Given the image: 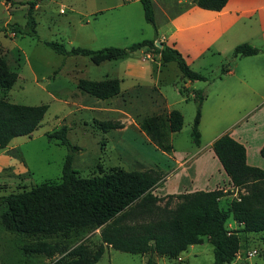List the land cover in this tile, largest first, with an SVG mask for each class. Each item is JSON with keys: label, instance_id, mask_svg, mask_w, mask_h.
<instances>
[{"label": "rangeland", "instance_id": "obj_1", "mask_svg": "<svg viewBox=\"0 0 264 264\" xmlns=\"http://www.w3.org/2000/svg\"><path fill=\"white\" fill-rule=\"evenodd\" d=\"M29 1L37 3L33 12L36 36H13L8 26L24 24ZM155 17L157 27L155 25L154 29L144 21L138 0H0V57L8 69L17 75L9 90H0V98L13 104L47 106L35 131L28 137L12 139L4 149L13 164L0 173V197L41 183L59 181L67 151L56 140H48L47 134L63 125L67 129L69 143L78 148L71 164L80 177H90L110 168L125 171L157 168L162 174V181L152 189V193L163 196L161 188L172 183V177L178 172L172 169L171 151L162 153L155 148L139 131L137 123L151 115H164L167 107L179 110L182 113V127L180 131L169 134V143L174 150L194 148L190 129L196 105L193 97L187 102H180L181 96L177 90L181 89L184 94L188 89L181 85L182 78L175 63L162 64L159 59L155 60L158 55L152 52H149V58L141 51L130 54L125 57L126 60L146 61L143 64L146 67L149 63L153 65V72H149L150 76L144 82L130 83L122 75L123 66L127 63L125 60L94 65L87 57H64L44 45V42H54L66 50L80 47L92 51L105 47L124 48L132 43L153 39L155 35L165 36L166 27L158 11ZM231 51L221 55L210 52L198 62L203 69L197 66L193 68L195 71L201 70L200 74L207 81H216L224 77L225 69L230 68ZM105 78L123 79L119 94L105 101L79 92L74 83L79 79L100 81ZM218 83L214 82L206 102L202 104L205 116L200 133L202 146L209 140L211 133L205 130L212 125L217 111H239V105H218L222 102L214 97L213 89ZM201 87H204L203 84L197 83L194 89ZM102 122L117 123L121 128L103 132L99 126ZM194 189L188 187L182 193ZM235 197V192L227 189L219 199V206L227 207ZM3 209L4 206L0 204V214ZM237 229L226 226L236 240L231 264H264V234H243L235 232ZM36 239L9 232L0 223V264H50L51 261L43 256H26L21 252L23 244ZM44 240L63 243L68 247L82 243L94 248L100 243L98 230H81L72 232L66 238ZM191 249L193 252L190 254L188 250L182 253V262L165 258L150 261L152 264L212 262V248L205 238L200 245H194ZM252 250L255 255L249 257L248 253ZM145 258L147 255L105 248L95 264H145Z\"/></svg>", "mask_w": 264, "mask_h": 264}, {"label": "trees", "instance_id": "obj_2", "mask_svg": "<svg viewBox=\"0 0 264 264\" xmlns=\"http://www.w3.org/2000/svg\"><path fill=\"white\" fill-rule=\"evenodd\" d=\"M200 9L218 12L228 0H192ZM144 21L155 29L150 0H138ZM23 25L10 24L13 36L34 37L35 1H29ZM158 43L160 47H157ZM56 54L84 56L94 65L124 58L140 50L157 54L162 64L175 63L181 78L190 83L205 82L207 78L191 70L182 56L172 47L164 45L157 37L132 43L124 48L105 47L96 51L86 48L66 50L54 42H44ZM264 53V45L256 48L246 43L233 47L232 58L254 56ZM227 72L225 69L224 73ZM17 79L0 57V90H9ZM79 92L96 100H108L120 92L117 79L100 81L79 79ZM184 95L181 89L177 90ZM195 113L190 129L191 143L199 146L198 123L200 106L204 96L193 91ZM46 105L25 106L13 104L0 98V150L17 137H28L39 126ZM103 132L121 128L117 123H100ZM137 127L148 141L161 152L169 153V134L182 127V117L177 110L164 115H151L138 121ZM66 127L47 134L48 140H56L65 147L60 179L56 183H41L0 197L4 206L0 223L9 232L35 241L21 246L26 255L43 256L50 264H95L105 248L115 251L177 259L178 255L192 245H200L205 238L212 248L210 264H231L236 251V240L225 224L234 222L235 232L264 234V169L248 166L244 147L228 134L216 138L211 150L227 176L236 197L228 206H219L223 193L218 190L194 191L178 195L157 197L152 189L162 180L159 170L125 171L110 168L90 177H80L72 168V156L78 151L66 138ZM264 158V144L259 150ZM98 230L100 243L90 248L85 244L72 247L44 239L66 238L72 232ZM57 257V258H55ZM145 264H152L150 259Z\"/></svg>", "mask_w": 264, "mask_h": 264}, {"label": "crops", "instance_id": "obj_3", "mask_svg": "<svg viewBox=\"0 0 264 264\" xmlns=\"http://www.w3.org/2000/svg\"><path fill=\"white\" fill-rule=\"evenodd\" d=\"M150 2L155 25L157 24L155 13L158 11L159 16L164 21L163 26L166 27V35L156 36L157 40L177 50L187 66L193 71H195L193 66L203 69L198 62L210 52L218 55L225 54L240 43H246L256 48L264 45V0H228L218 12L200 9L195 6L192 0H150ZM36 7L37 3L33 12ZM140 51L149 58V52ZM155 58V60L159 59V57ZM118 60L127 61L126 65L123 66L122 75L130 83L144 82L146 77L150 76L149 72L153 70L152 63H149L148 67L143 65L146 61H130L129 59L126 60L125 57ZM199 69L195 72L201 73ZM228 79L231 81H226ZM117 80L119 85L123 81V79ZM216 81L219 83L213 88L214 97L222 102L218 105H239V111H217L212 125H209L205 130L206 133H211L209 140L202 146L200 133L203 117H205L202 113V104L206 102L209 89L214 86ZM216 81L190 83L183 79L180 80L181 85L188 89L184 95L178 93L181 96L180 102H187L192 98L193 91L200 92L204 96L200 106L198 123L200 143L193 149L187 148L182 151L174 150L171 146L172 169L178 172L172 177V183L165 184L161 188L162 197L183 194L182 192L188 187L196 188L191 192L218 189L225 193L228 189L235 192L236 195L237 190L230 185L211 150L213 141L223 134H228L244 147L245 162L248 166L264 169V158L259 155V150L264 144V53L232 58V64L224 77ZM74 83L76 87L77 80ZM197 83L203 84L204 87L194 89ZM170 110L172 109L167 107L166 113ZM177 111L182 117V113ZM11 160L12 158L6 154L4 149L0 150V173L4 168L12 167L13 162ZM150 169L160 171L157 168ZM229 222L226 224L228 228L238 227L234 222ZM193 246L187 247L178 255L177 259L171 261L182 262V253L187 250L189 254L192 253L191 248ZM145 255L147 254L139 256ZM148 258H150L149 255L143 259V262L146 263ZM157 258L164 259L152 255L150 260L155 262Z\"/></svg>", "mask_w": 264, "mask_h": 264}, {"label": "built area", "instance_id": "obj_4", "mask_svg": "<svg viewBox=\"0 0 264 264\" xmlns=\"http://www.w3.org/2000/svg\"><path fill=\"white\" fill-rule=\"evenodd\" d=\"M59 12H62V11H59ZM255 255V251L254 250H252V251H250L249 253H248V256L249 257H253Z\"/></svg>", "mask_w": 264, "mask_h": 264}, {"label": "water", "instance_id": "obj_5", "mask_svg": "<svg viewBox=\"0 0 264 264\" xmlns=\"http://www.w3.org/2000/svg\"><path fill=\"white\" fill-rule=\"evenodd\" d=\"M157 47H160V45L158 43H155Z\"/></svg>", "mask_w": 264, "mask_h": 264}]
</instances>
